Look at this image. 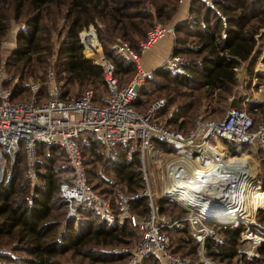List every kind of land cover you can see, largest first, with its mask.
<instances>
[{
    "label": "built area",
    "instance_id": "built-area-1",
    "mask_svg": "<svg viewBox=\"0 0 264 264\" xmlns=\"http://www.w3.org/2000/svg\"><path fill=\"white\" fill-rule=\"evenodd\" d=\"M192 1L177 0V5L187 16ZM178 23L181 20L172 25L154 24L139 43V53L124 41L114 45L118 55L137 64L136 72L124 85H119L113 63L99 52L92 61L102 70L107 92L101 97L102 103L94 101L95 90L90 87L80 95H64L62 83L52 67L46 69L42 83L29 84L31 94L22 99H12V89L0 82V150L10 159L11 165L22 151L30 177L36 178L37 145L61 146L72 171L60 183L59 191L66 203V219L72 220L84 203L101 210L109 208L108 201L86 181L77 142L80 134L93 132L107 152L131 142L138 150L143 187L131 193L120 188L114 191L115 202L126 210V218L138 235L132 245L112 249L114 253L128 255L122 264H139L147 256L155 257L160 264H225L207 256L206 245L224 241L225 235L219 227L236 226L243 227L237 250L251 261L261 257L259 247L264 246V222L256 218L258 210L264 207V190L255 175L248 177L243 173L233 155H237L241 148L264 144V122H255L241 107H228L222 116L216 118L197 115L193 126L183 133L170 128L166 120L158 117L164 99L153 101L145 111L132 105L152 72L142 67V53L167 35L175 40ZM91 53L97 54V51ZM162 65L172 76L186 74L185 63L179 54L171 53ZM41 88L43 95L38 96ZM158 142L162 146H158ZM149 158L154 159L158 168L159 190L150 179ZM248 188L257 190L263 202L252 214L244 217L242 194ZM174 192L179 196L175 197ZM158 193L183 215L173 219L164 216L157 202ZM235 197L242 207L236 208L239 210L236 219L226 223V215ZM141 198L147 201L146 212L132 213V202ZM184 223L198 244V260L171 249L169 230ZM253 264H264V259Z\"/></svg>",
    "mask_w": 264,
    "mask_h": 264
},
{
    "label": "trees",
    "instance_id": "trees-1",
    "mask_svg": "<svg viewBox=\"0 0 264 264\" xmlns=\"http://www.w3.org/2000/svg\"><path fill=\"white\" fill-rule=\"evenodd\" d=\"M194 1L200 2L204 8L203 13L201 10L191 7ZM210 1L211 4L208 5L206 0H193L190 4V12L194 13L195 20L175 29L176 34L181 28L184 32H190V29H194V27L200 28L199 30L196 29L193 34L197 37L199 45L194 53L201 55L200 61L185 65L187 71L193 76L187 75L188 72L185 75H179V78L171 77L166 72L164 74V71L157 73L158 75L162 74L161 76L172 85L182 86L193 91L192 93H181L184 98H195L193 93L196 91L198 92L197 99H209L213 95H218L219 99L225 100V95L230 94L236 84L235 68L242 62L250 60L256 44V35L261 28H264V0ZM175 2L177 3V0ZM3 3L4 0H0V37L7 29ZM142 3V0H19L15 14H19L21 12L19 9L23 8L24 5L27 6L28 12L31 14L26 20V29L19 31V47L14 49L15 57L22 62L21 66L17 67L19 78L32 76L38 68L30 59V55L35 52L34 46L39 33L44 29L45 19H48L46 22L52 24L56 21L55 17L58 18L61 15L69 22L67 39L61 51L65 55L62 71L67 73L65 82L62 83L63 94L69 93L67 85L71 84L83 86L102 83L105 86L101 67L91 59L86 58L82 52L83 45L79 40V32L83 28L93 25L98 39L111 42L110 38L99 29L101 24L104 32L110 33L112 38L120 37L121 41L127 42L132 49L139 53V43L146 38L147 32L152 28V18L158 16L157 8L155 11L146 10L141 6ZM115 44L112 42L111 46L108 45L110 47L106 46L103 54L113 63L119 85H124L131 78L126 83L121 84L119 78L121 73L136 72L137 64L118 55L115 52ZM181 52L182 49L178 46L173 51L175 54H182ZM26 61L28 62L25 65ZM157 71L159 69L153 70L151 74ZM167 87L168 84H164L161 89L165 90ZM42 88L39 90L38 96L43 95ZM141 88L132 105L135 109L144 111L139 108L143 101L140 97ZM25 89V86L16 84L12 89V99H22L19 95L25 92ZM101 99L100 95L95 92L94 101L102 103ZM193 104V101H189L185 106L189 109ZM193 122L194 120L191 127ZM191 127L184 130L181 129L180 125L179 128L172 129L187 133ZM83 133L96 136L91 131H84L80 136ZM156 144L162 146L159 142ZM85 146L94 152L96 161L102 158V154L96 153L95 148L90 144ZM43 149H48L50 152L60 149L68 162L66 153L61 146L39 144L36 147V155H40ZM80 150H82L81 147ZM243 155L237 154L233 157ZM106 160L111 173L119 183L124 184L126 192H135L143 187L138 150L133 143L127 142L118 145L112 152L111 158ZM235 160L238 163L248 165L243 158L238 157ZM35 167L40 183L30 185L26 173L24 153L21 151L12 164L10 174L1 179L0 246L16 242L14 250L22 252L23 256L13 259L10 256L0 254V264H62L59 257L66 253L83 256L88 259L89 264H107L113 260L121 264L125 263L128 255L114 253L112 249L132 245L128 237L131 236L132 231L135 232V229L130 226L128 219L125 217L121 224H110L94 217L95 213L91 210L86 214V219L78 220L84 206L89 203L80 206L76 218L66 219L67 207L59 191L62 182L58 177L59 172L55 171L51 164L44 166L43 172L38 171L37 159ZM69 167L72 171L70 165ZM86 181L102 197L106 193L110 194L109 189L102 192L96 190L87 180V177ZM261 185L264 190V184L261 183ZM158 203L162 212H171V210L176 209L179 216L183 215L180 209L166 199L158 198ZM246 204L249 206L256 205V208L262 204L261 196L257 190L247 198ZM91 205L95 207L93 204ZM130 210L132 213H145L147 210L146 199L141 198L133 201ZM90 216H93L95 220ZM256 218L264 222V207L258 210ZM183 225L185 228L182 229L181 233L188 234L186 223ZM218 229L224 233L225 239L222 243L214 242L206 245L209 256L225 264H230L231 260L238 256L239 260H242L237 245L243 227L236 226L224 229L219 227ZM135 233L137 238V232ZM184 246L188 248V254L178 252L179 248ZM171 249L175 253L196 256L198 244L190 235H186V237L179 239L175 247L171 245ZM259 252L260 258L251 261L245 259L244 263L253 264L264 259V246L259 247ZM157 261L155 257L147 256L139 264H158Z\"/></svg>",
    "mask_w": 264,
    "mask_h": 264
},
{
    "label": "rangeland",
    "instance_id": "rangeland-1",
    "mask_svg": "<svg viewBox=\"0 0 264 264\" xmlns=\"http://www.w3.org/2000/svg\"><path fill=\"white\" fill-rule=\"evenodd\" d=\"M142 1L143 3L141 4V6L146 10L148 9L151 11H155V9L157 8L158 16H154L152 18L151 25H172L178 20H181V23H178L176 26V28L179 29L185 23L195 20L194 13L190 12V6L188 9L189 14L187 16L184 13L185 10L180 9L175 0ZM206 3L210 5L211 1L206 0ZM17 4H19V0H4L3 3V11L6 15L7 29L5 33L0 37V82H2L4 86L11 89H13L16 84L25 86V92H22L19 95L20 98H25L31 94L29 84L31 82L42 83L44 73L48 67L54 68L57 77L59 81H61V83L65 82L64 79L67 73L62 71V63L65 59V55L64 53H61V51L62 46L65 44L67 39L69 22L66 21V19H64V17L61 15H59L58 18L55 17L56 21L52 22V24L51 22H46L48 19H45V26H43L44 29L39 33L38 38L36 40V44L34 46L35 52L30 55V59H32L35 66L38 68L34 71L32 76H27L23 79L19 78V72L17 71V67L21 66L22 62L18 61L15 57L14 49L17 46L19 47V31L20 29H26V20L31 14H29V10L25 5L23 6V8L21 7V9H19L21 10L19 14H15V11L17 12ZM191 7L196 10H201V13H203L204 8H202V5L199 1L192 2ZM99 29L102 33H105L110 38L111 42H106L104 40L101 41L100 39H98L95 27L93 25H89L88 27L83 28L79 32V40L83 45L82 52L86 58H89L91 60L96 58L100 51L104 53L106 46H111L112 42L115 44L121 41L120 37L112 38L110 36V33L104 32V29L101 24ZM196 29L199 30L200 28L194 27V29H190V32H184L183 28H181L178 32H176L175 40H171L173 47L172 50H169V53H173L176 46H178L180 49H182V54H178L183 58L185 65L198 63L201 58V55L194 53L199 48V45L197 43V37L193 36ZM91 33L94 36V42L96 41L94 43L96 45L94 46L96 47L95 50H97V54H92L91 52H93L94 50L91 49L92 51H89L88 48H85L86 44H84V40ZM254 48L257 51L256 54L253 55V57L250 58L249 61L243 62L239 65L240 67L238 66L237 68H235L236 84L233 87L231 93L225 95V100L219 99L218 95H213L209 99H197L198 92L196 91L193 93L195 95V98L182 97L181 93H192L193 91L182 86L172 85L164 77L161 76L162 74L158 75L157 73H160V71H164V74L166 72L169 74V76L173 77L170 71L165 66L160 65L156 68L159 69V71L151 74L150 77L143 83L144 85L142 86L140 92V97L141 99H143V101L139 108L145 111L153 101L162 98L165 100V104L164 107L159 111L158 117H160L161 120H166V123L171 128H179L181 125V129L185 130L191 127V123L197 115L201 114L203 117L209 118H216L222 116L229 107V103L232 97H238V107H241L248 111L249 115L255 122H264V28H261L258 31ZM27 62L28 61H26L24 64L26 65ZM185 70L187 74L188 71L186 67ZM134 72H130L127 74L121 73V77H119L120 83H126L134 75ZM187 75H190V73L188 72ZM180 76L177 75L176 77L179 78ZM190 76H193V74H191ZM164 84H168V87L165 88V90H162L161 88ZM67 87L69 93L74 95H80L82 91L89 87L93 88L95 92L100 95V97H103L107 94L106 87L102 83H97L93 85L85 84L83 86L71 84L67 85ZM189 101H193L194 104L191 108L188 109L185 104ZM88 144L95 148L94 150L96 151V153L102 154V158L100 160L96 161L95 155L93 154L94 152H91L90 150H88V146H85ZM78 145L82 149V156L84 158L83 167L87 180H89L93 187H95V189L100 192L104 191L105 189H109L110 191V194L106 193L103 196L104 199L108 201L110 209L101 210L100 208L97 209L93 207L91 204L85 205L84 209L79 214L78 220L86 219V214L93 210V212L95 213L94 217H98L99 219L105 220L110 224L123 223L126 217V210L120 208L115 202L114 191L117 188H120L123 191L127 190L124 184L119 183L118 180L113 176L110 167L108 166V161L106 159L111 158L112 152L105 151L101 140L90 133H83L78 138ZM41 151L42 153L40 155H36L38 171L43 172L45 170L44 166L51 164L55 168V171L59 172L58 177L61 181L71 175V169L63 151H61L60 149H57L54 152H50L48 151V149H43ZM238 154L244 155L235 157L243 158L248 163L247 166L244 163H239L240 168L243 169V173H245L248 177H250V175H255L260 180V182L264 184V144L241 148L238 151ZM147 164L148 169L151 173L150 179L155 184L154 186L156 187V189H158L159 172L156 162H154L153 158H149L147 159ZM22 166L24 167V165ZM11 167L12 165L10 164V159L6 155H4L0 150V179H3L10 174ZM26 173L28 175V181L30 185L40 183V179L37 178V175L36 178H31L28 173V170H26ZM253 190L254 189L249 188L248 191L246 190L247 195H243L244 206L247 205V198L255 191ZM111 191L113 192L111 193ZM156 196H158L156 197L158 202L160 194L158 193L156 194ZM158 205L160 207L159 203ZM253 207L256 208V205L251 206V208ZM61 211L63 212L62 209ZM162 213L168 219L179 217V212L176 209L171 210V212ZM90 217L93 219V216ZM93 220H95V218ZM184 228V225L179 224L169 230V236L171 239L172 247H175L180 238H184L186 237V235H189V233H181L182 229ZM135 232L132 231L131 236L128 237L130 239V243L135 242L137 239ZM222 242L223 240L220 241V243ZM15 246L16 242L11 243L10 245L0 246V254L10 256L13 259L23 256L22 252L14 250ZM116 248L117 247L113 249ZM187 250L188 248L184 246L183 248H179L178 252L188 254ZM206 254L207 256H209L207 250ZM190 257H192L194 260H198L197 253L196 256L190 255ZM245 259L246 258L242 256V260H239L238 256L236 258H233L230 264H247L244 263L246 261ZM59 260L62 262V264H89L88 259H85L83 256H74L71 253H66L63 256H60ZM214 260L217 261V259ZM157 262L158 264H160L159 261ZM107 264L121 263L113 260L112 262L110 261Z\"/></svg>",
    "mask_w": 264,
    "mask_h": 264
},
{
    "label": "crops",
    "instance_id": "crops-1",
    "mask_svg": "<svg viewBox=\"0 0 264 264\" xmlns=\"http://www.w3.org/2000/svg\"><path fill=\"white\" fill-rule=\"evenodd\" d=\"M171 40H172L171 36L167 35L164 38L156 41L154 44L151 45L149 49L144 51L141 55L142 67L153 71L157 67L162 65L161 63H163L165 59L169 57V54H170L169 50L170 49L172 50L173 46H172ZM256 52L257 51L254 48L251 58L253 57V55L256 54ZM263 54H264V51H263Z\"/></svg>",
    "mask_w": 264,
    "mask_h": 264
},
{
    "label": "bare ground",
    "instance_id": "bare-ground-1",
    "mask_svg": "<svg viewBox=\"0 0 264 264\" xmlns=\"http://www.w3.org/2000/svg\"><path fill=\"white\" fill-rule=\"evenodd\" d=\"M87 35V34H86ZM96 42V41H95ZM94 42V36L92 35V33L90 34V35H88L86 38H85V40H84V43L86 44V46H87V48H88V50L89 51H92V50H94V51H97V50H95V46L94 45H96V44H94L95 43ZM98 44V43H97ZM98 48V47H97ZM92 49V50H91ZM93 51V52H94ZM90 53V52H89ZM88 54V53H87ZM89 56V55H88ZM97 56V55H96ZM236 158H238V157H234V159H236ZM249 189V188H248ZM248 191V190H247ZM247 191L245 192L244 191V193L242 194V198H243V195L244 196H246L247 195ZM250 191V190H249ZM254 191V190H253ZM260 194V193H259ZM250 195V194H249ZM174 196L175 197H178L179 196V193L178 192H174ZM261 196V195H260ZM261 200H262V202H263V199H262V197H261ZM240 205V200L238 199V198H234L233 200H232V206L230 207V210L228 211V213H227V215H226V217H227V219H231V220H235L236 219V217L238 216V212H239V210L238 209H236V208H238V206ZM240 207H242V203H241V205H240ZM243 209H245V215H244V217L245 216H248V215H250V214H252L253 212H254V210H255V208L253 207V208H251V206H249V205H246V206H244V208ZM243 217V218H244Z\"/></svg>",
    "mask_w": 264,
    "mask_h": 264
},
{
    "label": "water",
    "instance_id": "water-1",
    "mask_svg": "<svg viewBox=\"0 0 264 264\" xmlns=\"http://www.w3.org/2000/svg\"><path fill=\"white\" fill-rule=\"evenodd\" d=\"M238 102H239V98L238 97H232V99L230 100V103H229V107L232 108V107H236L238 106ZM0 182H1V179H0ZM226 223H230L232 222L231 219H225Z\"/></svg>",
    "mask_w": 264,
    "mask_h": 264
}]
</instances>
